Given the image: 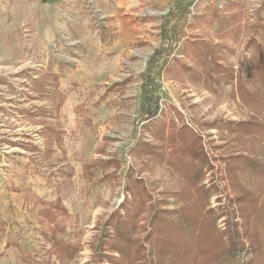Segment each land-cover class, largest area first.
<instances>
[{
  "label": "rangeland",
  "instance_id": "rangeland-1",
  "mask_svg": "<svg viewBox=\"0 0 264 264\" xmlns=\"http://www.w3.org/2000/svg\"><path fill=\"white\" fill-rule=\"evenodd\" d=\"M6 1L0 264H94L122 228L114 264H190L159 250L218 251L232 219L264 248V177L234 159L264 166V0H66L54 25Z\"/></svg>",
  "mask_w": 264,
  "mask_h": 264
},
{
  "label": "trees",
  "instance_id": "trees-1",
  "mask_svg": "<svg viewBox=\"0 0 264 264\" xmlns=\"http://www.w3.org/2000/svg\"><path fill=\"white\" fill-rule=\"evenodd\" d=\"M152 105L154 106V109H152V111H149V113L151 115H155L158 110V106L156 102H154ZM234 159L239 161V163L245 164V166H249L250 168L252 167V169H257L259 171V175L261 177H264V166L263 167L256 166V163L252 162L251 159H247L246 157H243V156H237ZM234 165H237V162L226 165L227 172L230 178L231 188L236 193L235 195H237L235 199L232 200V202L237 203L241 205L240 207H242L244 201L246 202L247 199H249L253 193L249 189H246L239 182L236 175L233 173L234 167L231 168ZM118 228H119V225L116 226V231L118 230ZM229 228H230L228 229L229 235L227 238L226 245L223 246L222 248H219L218 251H216L217 249L212 248L213 243L211 240L207 243L209 239L207 238L205 243L201 247L197 246L196 250L194 249L195 246L186 245L187 247H184L183 249L181 247L179 249V252H176V247L170 245L171 243L165 244L164 246H166L167 248H164L163 250H159L160 255H162V257H165V259H167L168 257H172V256L180 258V259L184 258L185 260L188 259V262L190 264H226L228 261H231L234 258V255L236 252H246L247 253L248 251V253L251 252L252 256L248 260H246L244 264H255L257 257H260L258 255L259 254L261 255V253L264 250L262 245H259L257 243L258 231L255 230V228H252V230L250 229L248 232H246L247 237L250 238L247 244L248 246L246 247L244 243L242 242L241 231L238 229L239 224L237 223V221L233 219L232 221H229ZM120 231L121 232L117 231V235L114 236L113 242L108 243L107 245L106 244L104 245L102 242H99L98 246L94 248L93 250L94 251L93 253L94 254V257H93L94 264H103L104 261L114 264V257H113V254H111V252L113 253L116 252L119 254H122L123 251L126 252L125 251V248L127 247L126 239L128 235L127 233H125L124 228H122ZM127 231H129V229ZM56 244L57 243H54V245ZM169 264H174L171 258L169 259Z\"/></svg>",
  "mask_w": 264,
  "mask_h": 264
},
{
  "label": "crops",
  "instance_id": "crops-1",
  "mask_svg": "<svg viewBox=\"0 0 264 264\" xmlns=\"http://www.w3.org/2000/svg\"><path fill=\"white\" fill-rule=\"evenodd\" d=\"M19 1H23V0H19ZM28 1H29L27 2L28 6L27 5L23 6V8H26L29 11L28 15H31L32 19L33 20L36 19V21H39L40 24L42 23L40 20L41 16L48 17L51 25H54L56 20L61 23V21L64 18V11H62L61 6L65 7V4H67V2H70L66 0H28ZM5 2H6V6H4ZM8 2L9 1L6 0H0V9H5L4 7L9 8ZM19 7L21 6L19 5L16 6V8ZM31 12L33 13L31 14ZM54 34L55 33L54 32L52 33L51 30H48L47 32L45 31V36H52Z\"/></svg>",
  "mask_w": 264,
  "mask_h": 264
}]
</instances>
